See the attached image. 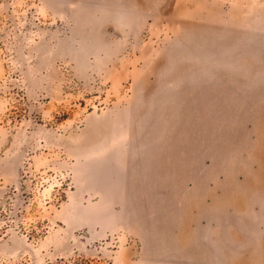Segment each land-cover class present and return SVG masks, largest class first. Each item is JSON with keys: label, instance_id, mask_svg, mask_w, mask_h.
Wrapping results in <instances>:
<instances>
[{"label": "rangeland", "instance_id": "374dc122", "mask_svg": "<svg viewBox=\"0 0 264 264\" xmlns=\"http://www.w3.org/2000/svg\"><path fill=\"white\" fill-rule=\"evenodd\" d=\"M0 264H264V0H0Z\"/></svg>", "mask_w": 264, "mask_h": 264}, {"label": "bare ground", "instance_id": "6f19581e", "mask_svg": "<svg viewBox=\"0 0 264 264\" xmlns=\"http://www.w3.org/2000/svg\"><path fill=\"white\" fill-rule=\"evenodd\" d=\"M154 122H155V120H154Z\"/></svg>", "mask_w": 264, "mask_h": 264}]
</instances>
